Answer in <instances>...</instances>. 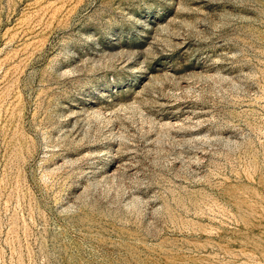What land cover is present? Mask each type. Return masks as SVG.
Here are the masks:
<instances>
[{"label":"rangeland","instance_id":"374dc122","mask_svg":"<svg viewBox=\"0 0 264 264\" xmlns=\"http://www.w3.org/2000/svg\"><path fill=\"white\" fill-rule=\"evenodd\" d=\"M0 264H264V0H0Z\"/></svg>","mask_w":264,"mask_h":264}]
</instances>
